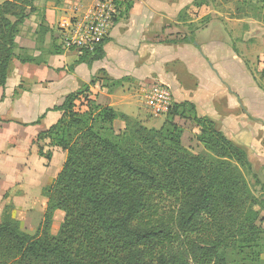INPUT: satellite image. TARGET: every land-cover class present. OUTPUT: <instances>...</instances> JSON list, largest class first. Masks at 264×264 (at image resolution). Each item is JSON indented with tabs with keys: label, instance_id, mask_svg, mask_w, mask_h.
<instances>
[{
	"label": "trees",
	"instance_id": "obj_1",
	"mask_svg": "<svg viewBox=\"0 0 264 264\" xmlns=\"http://www.w3.org/2000/svg\"><path fill=\"white\" fill-rule=\"evenodd\" d=\"M114 2L119 11L123 3ZM209 5V0H195L178 14L177 21L190 22L192 8ZM130 7L127 2L125 12ZM36 11L31 0L0 4V90L5 88L13 59L41 64L40 57L23 49L14 55L19 29ZM200 20L207 22L208 16ZM46 30L39 26V39ZM194 40L185 37L180 43ZM107 43L108 38L93 52H82L74 65L101 61ZM260 79L264 81V70ZM108 81L109 91L121 83ZM78 100L83 101L84 110L76 108ZM52 111L61 112L62 117L36 142L48 141V146L63 151L65 162L42 189L47 203L34 234L25 232L13 218V206L5 205L0 264H245V260L264 264L260 259L264 230L259 226L264 199L246 181L245 174H252L247 154L210 119L198 117L193 104L173 103L162 126L148 129L124 113L96 104L83 86ZM116 120L124 125L118 134L113 128ZM176 120L185 122L184 126ZM187 129L202 145L201 154L193 155L183 147ZM38 155L51 158L40 146ZM164 201L176 207L172 218L159 214ZM56 212L63 214V220L52 236ZM181 240L183 249L178 250L175 242Z\"/></svg>",
	"mask_w": 264,
	"mask_h": 264
},
{
	"label": "crops",
	"instance_id": "obj_2",
	"mask_svg": "<svg viewBox=\"0 0 264 264\" xmlns=\"http://www.w3.org/2000/svg\"><path fill=\"white\" fill-rule=\"evenodd\" d=\"M119 1L123 4L107 37L105 57L91 66L74 65L78 53L56 49L60 46L57 25L62 18L57 21L58 15L48 7L36 6L37 11L20 27L14 55L23 49L34 58L40 57L41 64H22L13 59L5 88L0 90V220L7 193L39 191L61 171L66 154L48 146V141L37 143L36 138L62 117L61 112L52 109L61 106L67 95L83 86H87L90 100L121 112L117 108L121 104L111 102L118 96L116 91L130 82L140 84L154 78L169 90L172 104H193L198 117L210 119L217 130L244 149L258 183L264 185V180L260 182L254 172L264 174V94L248 82L242 85L232 82L218 60L223 42L210 39L204 46H198L195 40L191 44L180 43L185 37L195 39L196 33L204 35L206 24L197 25L202 27L196 33L192 30L173 38L166 33H172L173 28H169L172 23L176 29L200 21L201 18L195 17L197 9L194 8L191 9L193 20L177 21L178 14L191 8L195 0ZM127 2L131 7L125 12ZM41 24L47 30L39 39ZM28 80L33 82L24 87ZM108 80L121 83L109 91L111 81ZM102 96L111 103L101 104ZM126 97L128 100L123 98L122 103L128 106V101L135 96L129 93ZM37 106L43 108L41 116L29 113L28 108ZM37 120L38 124L33 125ZM43 122L47 125L42 126ZM176 122L180 126L185 123ZM122 124L118 120L113 122L117 133L122 132ZM38 146L51 154L50 160L39 157Z\"/></svg>",
	"mask_w": 264,
	"mask_h": 264
},
{
	"label": "rangeland",
	"instance_id": "obj_3",
	"mask_svg": "<svg viewBox=\"0 0 264 264\" xmlns=\"http://www.w3.org/2000/svg\"><path fill=\"white\" fill-rule=\"evenodd\" d=\"M4 1L5 0H0V4ZM115 1L118 4L122 2L119 0ZM209 1V7H203L197 10L195 16L198 18L208 16L207 22L201 23L200 20L193 24L192 28H189L190 25H182L179 26L180 28L177 27L176 29L174 28L176 26L172 23L169 27L173 28L172 33H169V31H166V33L170 34L169 37L171 36L172 38L176 35L187 34L192 30L196 33V31L202 27L200 26L198 28L197 25L206 24V32L204 35L203 33L194 34L195 42L198 46H204L210 39L223 42L224 44L220 45L221 51L218 60L225 67L226 72L230 74L232 82L239 85L248 82L252 88H256L264 94V81L260 79V74L264 70V0ZM31 3L36 9V6H38V8L44 6V8L48 7L50 10L56 12L58 21L61 18L82 13L90 5L91 0H31ZM168 50H175V48H168ZM212 62L214 61L212 60ZM226 80L229 84L231 83L229 79ZM32 82V80L25 81L24 87H27L28 84ZM153 84L161 83L154 78H150L141 81L140 84H133V82L125 84L124 89L120 88L116 91L118 96L114 97L111 102L121 104V106L117 107L118 110L134 117L146 128L159 129L165 118H156L152 116L142 103V90H145ZM126 90H130L131 92L129 93H133L135 96L134 100L128 101V106L122 103L125 101L123 98L128 100L126 95L129 93ZM107 100L105 96H102L99 102L101 104L111 103ZM76 108L84 110L85 106L82 100L76 102ZM28 109L29 113L32 112L38 116H41V111L43 110L42 106ZM47 118H49V116ZM41 124L42 126L47 125L45 122ZM116 130L114 129V132L118 134ZM181 142L183 147L189 150L193 155L203 152L202 145L196 141L194 134L189 129L185 130ZM254 172L257 174L260 182L264 180L262 171L259 172L255 170ZM252 174H245L246 181L254 194L262 198L264 197V193H261L264 191V188L262 185L255 183ZM50 182L51 180H48L46 185L36 192L21 193L14 190L7 193L5 196L6 205L13 206V218L20 222L21 228L27 233L34 234L43 220L47 199L43 197L42 189ZM175 209L176 207L171 201H164L160 203L159 214L161 217L172 218ZM41 210H43L42 214ZM62 220L63 214L61 212H56L53 216V223L50 231L52 236L58 233ZM259 226L264 230V212L261 214ZM175 248L178 250L183 249L182 240L181 242H175ZM260 259L264 261V253L260 256ZM243 262L245 264H251L248 260Z\"/></svg>",
	"mask_w": 264,
	"mask_h": 264
},
{
	"label": "built area",
	"instance_id": "obj_4",
	"mask_svg": "<svg viewBox=\"0 0 264 264\" xmlns=\"http://www.w3.org/2000/svg\"><path fill=\"white\" fill-rule=\"evenodd\" d=\"M118 8L114 0H91L80 14L62 18L58 22L60 45L64 51L81 54L93 52L109 35ZM146 109L156 118L164 117L172 105L169 90L161 84H153L143 90Z\"/></svg>",
	"mask_w": 264,
	"mask_h": 264
}]
</instances>
